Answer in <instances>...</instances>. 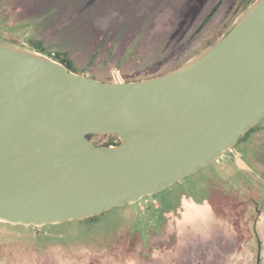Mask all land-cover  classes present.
<instances>
[{"label":"water","instance_id":"95a60500","mask_svg":"<svg viewBox=\"0 0 264 264\" xmlns=\"http://www.w3.org/2000/svg\"><path fill=\"white\" fill-rule=\"evenodd\" d=\"M264 118V0L182 66L105 83L0 42V222L100 216L211 165ZM115 136L96 146L87 136Z\"/></svg>","mask_w":264,"mask_h":264},{"label":"rangeland","instance_id":"374dc122","mask_svg":"<svg viewBox=\"0 0 264 264\" xmlns=\"http://www.w3.org/2000/svg\"><path fill=\"white\" fill-rule=\"evenodd\" d=\"M234 1L0 0L1 38L17 42L1 43L36 53L28 41L43 40L50 53L75 49L85 59L86 49L98 43L108 30L121 22L128 28L132 10L138 12L134 28L131 35L129 30L126 32L115 56L119 58L126 52L137 25H142L147 34L136 42L138 65L132 71L135 76L153 74L162 64L176 62L197 46L208 21L217 12L211 21L213 26L220 25ZM42 5L40 12L32 13ZM76 16L79 19L73 22ZM165 35L168 37L162 52L151 56ZM101 51L98 48L97 53ZM92 69L105 74L108 68ZM94 141L102 145L109 139L100 137ZM210 186L215 189L209 194ZM247 186L249 190L245 191ZM190 198L208 201L192 206L193 215L186 216L187 223H182L183 216L166 224L162 214ZM204 216L207 221L202 223L203 228L217 220L233 237L232 246L226 249L233 253L225 255L224 264H264V118L252 133L211 165L164 191L113 208L91 222L41 227L0 222V264H154L164 255L165 246L175 241V234L181 238L186 230H198ZM171 226L175 229L173 235ZM224 249L218 248L216 257Z\"/></svg>","mask_w":264,"mask_h":264},{"label":"trees","instance_id":"16d2710c","mask_svg":"<svg viewBox=\"0 0 264 264\" xmlns=\"http://www.w3.org/2000/svg\"><path fill=\"white\" fill-rule=\"evenodd\" d=\"M53 0H49V3H52ZM223 0H219L221 3ZM256 0H235L230 11L223 16V19L220 20V25L212 24L211 19L208 21V26L205 28L202 36H200V42L194 48L188 50L181 59L177 60L174 63L166 62L159 66V68L153 74L140 73L135 76L136 72H133V68L137 66V55L136 50V42L144 39L147 34V28L143 29L142 25H137V31H134V35L131 36L130 42L126 45V52L123 53L119 58L115 56L119 47L122 45V40L126 36V32L129 30L131 32L134 28V22L136 17L138 16V12L130 11L129 13V25L128 28L124 26V24H119L118 27L112 28V30H108L105 34L102 35L100 41L96 43L91 49H86V57L82 59V56L78 54L75 49L66 50L64 49L62 52H53L50 53L48 48L44 46L43 40L30 39L28 41V46L38 54L46 55L51 60L63 65L69 72L81 75V76H90L93 80H98L106 83L113 82H135L140 80H146L158 76H162L180 66L184 63L192 59L193 57L200 54V52L204 51L207 47L211 46L214 41L227 33L236 18L245 12L249 6H251ZM45 5V4H44ZM44 5L41 6L40 10L37 9L32 11V13L40 12ZM90 9V7H88ZM221 17V16H220ZM79 16H76L73 22H77ZM93 27V25H92ZM169 34V33H168ZM92 35V34H91ZM95 36V33L93 34ZM168 35H165L161 38V40L156 45V49L152 53L151 56H156L161 53L167 39ZM0 42H9L11 44H16L15 40H4L0 35ZM101 48V53L98 54L97 50ZM100 57V58H99ZM84 60L83 62H81ZM83 64V65H81ZM93 67H101L108 68L106 73L97 74L93 72ZM113 67L110 72L109 69ZM92 69V70H91ZM112 70H114L112 72ZM112 72V74H111ZM255 126L247 132L240 140L234 145L236 146L241 140L247 137L250 133L253 132ZM107 138L108 142L99 145L94 140L96 138ZM88 140H90L96 146H116L120 143L119 139L115 136L95 134L87 136ZM114 140V141H110ZM215 186H210L208 188L209 194L210 191H213ZM249 190L247 186L245 191ZM244 191V192H245ZM186 199V198H185ZM182 199L178 206L174 208V210L170 212H166L162 214V219L168 224L170 220L175 221L178 218L183 217L181 220L182 223L187 221L186 216L193 215L191 212L193 210V205H200L201 203H205L208 201L207 199L200 200L199 202L193 198L190 199ZM188 213V215H187ZM205 213V212H202ZM186 214V215H185ZM93 217L90 219L82 220L84 222H91L94 219L98 218ZM207 216L201 218V222H199V229L194 231L186 230V233L182 235L181 238H177V234H175V229L171 226V235L175 234L176 239L173 240L172 244H167L164 248V255H162L158 260H154V264H224L223 260L225 255L228 253H233V250H226L229 245H231V241H233V237L230 232L224 231L221 224L216 220L212 222V225L207 224V228H203L202 223L206 222ZM186 220V221H185ZM180 221V220H179ZM200 221V220H199ZM187 223V222H186ZM211 227H210V226ZM171 237V236H170ZM232 246V245H231ZM218 248H225L224 252L218 254L216 257V250Z\"/></svg>","mask_w":264,"mask_h":264}]
</instances>
